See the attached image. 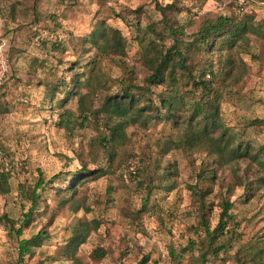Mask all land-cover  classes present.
Returning <instances> with one entry per match:
<instances>
[{"label": "rangeland", "instance_id": "374dc122", "mask_svg": "<svg viewBox=\"0 0 264 264\" xmlns=\"http://www.w3.org/2000/svg\"><path fill=\"white\" fill-rule=\"evenodd\" d=\"M155 5H174L178 9L175 18L183 25L185 35L193 32L203 18L220 14L237 18L251 15L255 22H264V0H109L103 4L96 0H0V172L4 164L12 171L7 174L9 192L0 194V216L12 220L15 228L28 207L20 187L30 189L37 171L48 179L57 173L104 165L100 150L95 152L90 145L106 137L101 120L95 123L88 119L81 129L69 133L58 129L54 125L58 112L54 102L60 95L55 94L50 102L44 83L66 80L63 69L67 64L83 65L94 56L92 51L81 49L80 42L95 22L103 19L125 38V57L99 56L103 59L100 78L107 82V92L100 90L90 96L81 90V94L90 97L88 101L95 108L105 94L119 89L127 70L141 81L144 71L135 37L145 21L160 19ZM135 9L142 14L139 27L134 26L129 14ZM51 44H57L59 51L50 52ZM234 56L239 76L222 93L221 121L230 133L237 136L236 132L243 130L242 138L258 145L264 142V123L247 124L264 121V46L250 36L246 44L235 48ZM217 57V53L203 55L199 63L205 58L215 62ZM170 88L166 83L163 90ZM67 108L76 114L74 102ZM124 133L116 170L79 189L77 197L88 212L59 210L52 191L45 189L32 213V222L21 230L20 238L40 229L46 230L48 238L31 258L24 257L19 264H70L58 256L63 243L75 225L91 220L98 222V228L90 232L77 253L84 264H137L142 258H146L143 264H186V257L172 260L168 250L177 252L188 240L196 243L201 235L193 232L198 208L191 187L205 156L181 149L162 156L160 145L174 140L178 130L161 119L148 129L127 127ZM154 159L160 168L175 166L176 179L167 192L153 190L152 198H156L161 213L141 214L134 224L124 215L139 208L145 194L139 186L141 181L146 176L156 181ZM243 168V163L230 164L217 173V182L203 179L197 184L207 191L204 201L210 228L217 222L220 201L232 203V220L226 229L233 227L236 237L227 254L211 257L213 264L264 263V196L256 194L245 200L242 188L235 184ZM60 184L56 179L52 187ZM15 247L8 226L0 223V264H16ZM96 248L103 249L105 256L92 262L89 254Z\"/></svg>", "mask_w": 264, "mask_h": 264}, {"label": "trees", "instance_id": "16d2710c", "mask_svg": "<svg viewBox=\"0 0 264 264\" xmlns=\"http://www.w3.org/2000/svg\"><path fill=\"white\" fill-rule=\"evenodd\" d=\"M107 1L109 0H96V3L103 4ZM155 9L160 19L155 22L145 21L141 32L135 37L139 46L140 66L144 71L141 81H137L133 72L127 70L119 89L112 94H105L95 108L91 106L92 101H88L90 97L81 94V90L90 96L100 90L107 92L108 84L100 78L103 59H98L99 56L125 57V38L103 19L97 20L80 42V48L85 52L92 51L94 56L83 65L79 62L67 64L63 69L68 75L66 80L44 83L50 102L55 94L60 95L54 102L58 111L54 125L58 129L69 133L74 129H81L88 119L95 123L101 120L106 137H99L90 145L95 152L96 149L100 150L104 165L88 169L81 167L65 172L64 175L57 173L48 179L37 171V180L30 189L20 187V194L28 202L26 211L19 219L20 225L15 228L12 220L5 215L0 216V223L8 226L9 233L16 240V264L22 263L24 257L31 258L34 250L48 238L44 229L28 238H20L21 230L32 222V213L45 189L52 191L59 210L67 208L75 213L82 209L88 212V208L77 197L79 189L116 170L119 166L117 150L125 139L127 127L148 129L161 119L163 123L178 130L174 140L164 141L160 145L159 152L162 156L173 149L199 152L205 156V162H200L195 175V185L191 187L193 201L198 208L193 232H200L201 235L197 237L196 243L188 240L186 246L177 252L169 249L168 254L172 260L186 257V264H213L211 257L227 254L236 237L233 227L226 229L232 220L229 212L232 203L228 200L220 201L217 222L213 228L209 227L204 201L207 191L198 186L201 180L207 179L215 183L218 180L217 173L223 168L243 163V175L235 178L236 186L242 188V196L246 201L256 194L264 196V142L254 145L243 139V130L236 132L237 138L224 126L220 116L222 93L239 76L234 50L237 46L246 44L250 36L264 46V22H255L251 15L237 18L234 14H220L203 18L193 32L185 35L183 25L178 24L175 18L178 9L174 5H155ZM129 14L132 15L134 26L139 27L142 20L140 9ZM59 49L57 44L49 46L50 52ZM212 53L218 54L215 62L205 58L202 64L199 63L200 57ZM166 83L171 86L167 92L163 90ZM73 102L76 114L67 108ZM263 123L261 120H252L247 125ZM153 163L158 173L156 181L153 182L150 176L141 181L139 186L144 189L145 194L140 200L139 208L124 215L134 224L141 214L160 211L156 198H152L153 190H158V193L161 190L167 192L176 179L175 166L167 164L160 168L156 159ZM7 174L9 173L0 172L1 195L9 192ZM56 179L62 184L52 187ZM97 228L98 222L95 220L75 225L58 256L70 264H84L77 256L78 249L85 243L90 232ZM104 256L105 252L101 248H96L89 254L92 262H98ZM145 261L146 258H142L137 264Z\"/></svg>", "mask_w": 264, "mask_h": 264}, {"label": "built area", "instance_id": "2783aa9c", "mask_svg": "<svg viewBox=\"0 0 264 264\" xmlns=\"http://www.w3.org/2000/svg\"><path fill=\"white\" fill-rule=\"evenodd\" d=\"M1 170H2L4 173H9V174L12 173L10 166H8L7 164H4V165L2 166V168H1Z\"/></svg>", "mask_w": 264, "mask_h": 264}]
</instances>
